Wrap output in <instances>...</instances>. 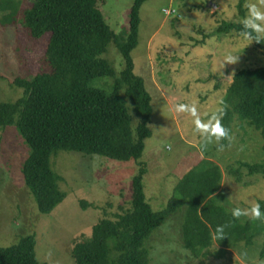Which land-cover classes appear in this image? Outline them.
I'll return each instance as SVG.
<instances>
[{"label":"rangeland","instance_id":"374dc122","mask_svg":"<svg viewBox=\"0 0 264 264\" xmlns=\"http://www.w3.org/2000/svg\"><path fill=\"white\" fill-rule=\"evenodd\" d=\"M239 1L146 0L142 4L138 43L131 56L134 72L143 78L152 97L151 136L145 140L141 158L129 161L59 151L53 157V168L61 175L60 186L67 195L50 214L39 211L25 184L21 167L29 153L27 145L15 127L0 129V246L16 244L21 237L35 234L40 261L75 264L74 240L90 234L100 219L115 220L131 207L132 183L137 174L142 172L145 196L152 209L164 210L175 199V188L182 177L203 159L212 158L222 169L216 200L229 212L233 207L264 200V178L260 174L245 175V180L252 182L245 186L231 173L239 167L247 173L240 162L264 160L260 131L235 115L228 144L220 145L222 139L205 143L193 132L195 117L176 111L179 104L195 107L201 122L207 123L209 116L222 108L233 75L245 67L264 65V50L254 40L245 39L235 30L217 31L223 22L243 19L238 13ZM31 3L0 0V102L15 101L22 95V88L14 84L16 78H30L49 69L45 58L49 33L33 38L22 25L24 9ZM133 3L99 0L97 5L110 28L120 34L128 30ZM245 3L264 12V0ZM165 9H175L176 13H166ZM229 55L235 60L225 62L220 70L224 75L213 72L214 65ZM102 57L117 73L122 72L124 58L113 42ZM185 208L183 205L168 214L145 242L150 264H264L260 256L264 233L251 246L225 252L213 248L207 257L193 255L184 246Z\"/></svg>","mask_w":264,"mask_h":264},{"label":"trees","instance_id":"16d2710c","mask_svg":"<svg viewBox=\"0 0 264 264\" xmlns=\"http://www.w3.org/2000/svg\"><path fill=\"white\" fill-rule=\"evenodd\" d=\"M145 1L134 0L128 30L120 34L106 22L97 5L99 0H32L24 9L22 25L33 38L49 33L45 48L49 69L14 80L23 93L15 101L0 102V129L15 127L27 145L29 153L21 172L43 214L53 212L67 195L60 186L61 175L53 168V157L59 151L99 154L120 161L139 159L143 154L145 140L152 133V97L143 78L134 72L131 52L138 43L139 13ZM245 5V0L237 4L242 18L246 16ZM232 30L244 35L237 21L223 22L217 29L222 33ZM111 42L124 58L120 74L102 57ZM254 42L264 50V39ZM105 77L109 78L100 80ZM222 108L220 123L228 136L220 145L228 144L235 115L260 131L264 139V65L245 67L233 75ZM240 165L247 173L240 167L231 173L245 186L252 184L245 175L264 178V160ZM222 180L220 165L203 159L179 181L175 199L167 208L154 211L145 196L140 172L133 178L131 207L115 220L100 219L90 234L74 240V263L150 264L145 242L168 214L183 205L184 246L196 257H207L213 248L225 252L251 246L264 233V219L233 220L231 212L216 200ZM257 204L264 215V200ZM220 225L226 235L214 240ZM35 246V234L0 246V264H49L37 258ZM260 256L264 257V240Z\"/></svg>","mask_w":264,"mask_h":264},{"label":"clouds","instance_id":"9594fccd","mask_svg":"<svg viewBox=\"0 0 264 264\" xmlns=\"http://www.w3.org/2000/svg\"><path fill=\"white\" fill-rule=\"evenodd\" d=\"M247 8V15L240 21L241 32L244 34L245 39L259 41L264 39V12L258 10L254 4L245 5ZM175 10V9H174ZM176 13V11L174 12ZM255 34V35H253ZM235 57L229 55L224 57L223 61L219 65H214L212 71L217 72L224 68L225 62H232ZM221 72V71H220ZM222 75L223 72H221ZM177 112H188L195 117L193 120L194 134H198L202 141L205 143H212L213 140L220 141L222 138L228 136V131L225 129L220 120L224 114V109L220 108L213 112L207 123H202L197 116L195 107L186 106L185 104H179L176 106ZM231 217L233 220H239L241 217H245L250 220L264 219L260 211L259 204H250L247 207L236 206L231 209ZM224 226H217L215 233L213 234L214 240H221L225 237Z\"/></svg>","mask_w":264,"mask_h":264},{"label":"built area","instance_id":"2783aa9c","mask_svg":"<svg viewBox=\"0 0 264 264\" xmlns=\"http://www.w3.org/2000/svg\"><path fill=\"white\" fill-rule=\"evenodd\" d=\"M165 12H166V13H174L175 10H174V9H165Z\"/></svg>","mask_w":264,"mask_h":264},{"label":"crops","instance_id":"0c3cea01","mask_svg":"<svg viewBox=\"0 0 264 264\" xmlns=\"http://www.w3.org/2000/svg\"><path fill=\"white\" fill-rule=\"evenodd\" d=\"M211 160H213L212 158H210Z\"/></svg>","mask_w":264,"mask_h":264},{"label":"water","instance_id":"95a60500","mask_svg":"<svg viewBox=\"0 0 264 264\" xmlns=\"http://www.w3.org/2000/svg\"><path fill=\"white\" fill-rule=\"evenodd\" d=\"M214 7H215V5H214Z\"/></svg>","mask_w":264,"mask_h":264}]
</instances>
